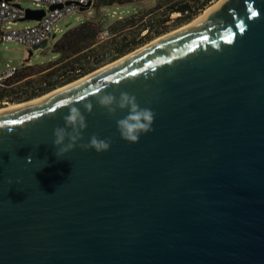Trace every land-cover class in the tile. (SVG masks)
I'll list each match as a JSON object with an SVG mask.
<instances>
[{"label":"water","instance_id":"1","mask_svg":"<svg viewBox=\"0 0 264 264\" xmlns=\"http://www.w3.org/2000/svg\"><path fill=\"white\" fill-rule=\"evenodd\" d=\"M122 91L155 114L135 143L116 126L128 110L113 116L96 102ZM66 102L87 128L58 157L53 130L65 125ZM93 134L110 148H82ZM0 264H264V0H220L191 24L0 109Z\"/></svg>","mask_w":264,"mask_h":264},{"label":"trees","instance_id":"2","mask_svg":"<svg viewBox=\"0 0 264 264\" xmlns=\"http://www.w3.org/2000/svg\"><path fill=\"white\" fill-rule=\"evenodd\" d=\"M213 0H181L167 6V15L155 23L154 14L160 7L136 10L108 26L101 18H87L67 29L52 44L56 57L43 63H24L0 87V105L21 102L46 95L88 73L135 50L145 42L165 32L172 11H180L175 23L188 22L203 12ZM109 36L100 38L104 29Z\"/></svg>","mask_w":264,"mask_h":264},{"label":"clouds","instance_id":"3","mask_svg":"<svg viewBox=\"0 0 264 264\" xmlns=\"http://www.w3.org/2000/svg\"><path fill=\"white\" fill-rule=\"evenodd\" d=\"M97 104L107 110L109 115H115L117 110H128L123 118L116 120L117 130L125 141L138 142L140 135L152 131L154 122V112L150 108H141L137 103L136 97L128 92H120L117 97L112 92H104L97 95ZM69 112L63 117L65 125L57 126L53 130V145L58 147L56 155L62 157L65 153L72 150L78 140L82 138V132L87 128L86 117L81 109L71 102H66ZM86 112L92 113L93 103L88 101L83 104ZM70 129V130H69ZM68 141L65 143V141ZM110 140L100 139L93 134L87 144L80 145L82 148L95 149L97 152L107 151L110 148ZM29 162L31 158L29 157Z\"/></svg>","mask_w":264,"mask_h":264},{"label":"rangeland","instance_id":"4","mask_svg":"<svg viewBox=\"0 0 264 264\" xmlns=\"http://www.w3.org/2000/svg\"><path fill=\"white\" fill-rule=\"evenodd\" d=\"M171 1H176V0H159V7H161V9H158L157 11H155L154 14H149V16L146 18L148 19V18L155 17V23H157V21L159 19L164 18L167 15V11H166L167 6H168V3H170ZM179 1H181V0H179ZM219 1L220 0H213L212 3L203 12H201L198 16H196L194 19H192L191 21H188V22H182V23L176 24L174 22V20L177 17H179L180 13H178V12L171 13L170 14V20L167 23L168 28H166L165 32L160 34V35L155 36L151 40L145 42L140 47L156 40L157 38H160V37L172 32V31H175V30H177V29H179L185 25H188L189 23L193 22L198 17L203 15L210 7H212L213 5L218 3ZM153 4H155L154 0H143V1H140L138 4H130V3L114 4V5L107 6L104 9H101L97 13L96 17L101 18L103 23L108 26L109 24L113 23L114 21L118 20L121 17L129 16L130 14L134 13L136 10H140V9L141 10H148L151 7H153ZM23 6L26 8L32 9V10L39 8L36 4H34L31 1H23ZM87 14L90 15V13H88V11H86V12L78 11V12H75V13L68 15L63 20H61L58 23V27L60 30L57 28V31H54V33H56V38L50 39L48 45L45 48L33 49V48H29L25 45H22L20 43L14 42V41H6L3 43H0V69H3L6 65L22 66V64L27 63V62L31 63V64H35V63L47 62L49 60L54 59L56 57V55L52 51V44L57 39H59L67 29L81 24L82 22L86 21L87 18H95V17H88ZM34 23H35V20H23V21L17 22V24H15L14 27L15 28H22V27H25L28 25H33ZM140 47H138V48H140ZM138 48H136V49H138ZM131 52H129V53H131ZM129 53H127V54H129ZM103 66H101V67H103ZM101 67H99V68H101ZM63 86H65V85H63ZM63 86H60V87H63ZM60 87H58V88H60ZM27 101H29V100H27ZM21 102L24 103L26 101H21ZM21 102H15V103L20 104ZM15 103L4 102L0 105V109H2L3 107L5 108L8 106L14 105Z\"/></svg>","mask_w":264,"mask_h":264},{"label":"built area","instance_id":"5","mask_svg":"<svg viewBox=\"0 0 264 264\" xmlns=\"http://www.w3.org/2000/svg\"><path fill=\"white\" fill-rule=\"evenodd\" d=\"M23 1L33 2L39 8H43L45 14L33 25L15 28V24L26 19L28 14ZM89 2L90 0H0V43L14 41L32 48L35 44L49 38V34L57 31L61 20L72 13L81 11V8ZM52 5H57V7L51 9ZM108 36L109 30L105 28L100 38L105 39ZM19 69L20 66L17 65H6L0 69V87Z\"/></svg>","mask_w":264,"mask_h":264},{"label":"flooded vegetation","instance_id":"6","mask_svg":"<svg viewBox=\"0 0 264 264\" xmlns=\"http://www.w3.org/2000/svg\"><path fill=\"white\" fill-rule=\"evenodd\" d=\"M140 1H143V0H90L91 6H90V9L88 10V12L91 11L93 13H95V12L98 13L101 9H104L105 7L110 6V5L127 4V3L138 4ZM154 1H155V4H153V6H158L159 0H154ZM176 1H178V0H176ZM174 3H175V1H171L170 3H168V5H171ZM159 9H161V7ZM175 12L180 13L179 16H181L180 11H172V13H175ZM168 22L169 21H166V24ZM174 22H176V21L174 20Z\"/></svg>","mask_w":264,"mask_h":264},{"label":"bare ground","instance_id":"7","mask_svg":"<svg viewBox=\"0 0 264 264\" xmlns=\"http://www.w3.org/2000/svg\"><path fill=\"white\" fill-rule=\"evenodd\" d=\"M201 16H202V15H201ZM201 16H200V17H201ZM200 17H198V18H200ZM198 18H197V19H198ZM197 19H196V20H197ZM194 21H195V20H194ZM194 21H193V22H194ZM191 23H192V22H191ZM191 23H189V24H191ZM185 26H186V25H185ZM57 89H58V88H57ZM55 90H56V89H55ZM47 94H48V93H47ZM43 96H44V95H43ZM41 97H42V96H41ZM37 98H39V97H37ZM37 98H35V99H37ZM32 100H34V99H32ZM29 101H31V100H29ZM26 102H27V101H26ZM21 103H23V102H21ZM17 104H19V103H15L14 105H17ZM11 106H13V105H11ZM8 107H10V106H8ZM3 108H4V107H3ZM3 108H2V109H3ZM5 108H6V107H5Z\"/></svg>","mask_w":264,"mask_h":264},{"label":"crops","instance_id":"8","mask_svg":"<svg viewBox=\"0 0 264 264\" xmlns=\"http://www.w3.org/2000/svg\"><path fill=\"white\" fill-rule=\"evenodd\" d=\"M26 8V7H25ZM27 9V11H28V9L29 8H26ZM37 9H43V8H37ZM24 20H34V19H29L28 17H26V19H24ZM21 21H23V20H21ZM37 20H35V22H36ZM17 24V23H16Z\"/></svg>","mask_w":264,"mask_h":264},{"label":"snow or ice","instance_id":"9","mask_svg":"<svg viewBox=\"0 0 264 264\" xmlns=\"http://www.w3.org/2000/svg\"><path fill=\"white\" fill-rule=\"evenodd\" d=\"M252 15H253V16H255V15H256V13H255V12H253V13H252Z\"/></svg>","mask_w":264,"mask_h":264}]
</instances>
